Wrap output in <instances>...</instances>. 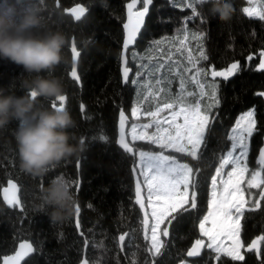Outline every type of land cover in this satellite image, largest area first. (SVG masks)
I'll use <instances>...</instances> for the list:
<instances>
[{
  "label": "trees",
  "instance_id": "16d2710c",
  "mask_svg": "<svg viewBox=\"0 0 264 264\" xmlns=\"http://www.w3.org/2000/svg\"><path fill=\"white\" fill-rule=\"evenodd\" d=\"M128 1L105 0L102 6L101 0H45L51 10L53 26L73 40L63 49L67 63H61L52 73L63 79L65 101L37 98V106L51 109L54 105L64 104L77 121V127L69 131L83 140V151L79 157L61 162L45 177L34 178L20 168L14 136L17 122L0 130V190L8 179L15 180L20 187L22 207L21 210L16 206L6 207L0 194V264L2 257L12 254L22 241L32 243L36 251L21 264H84L85 260L88 264H131L133 260L144 264L153 260L146 251L148 241L142 230V210L135 203V185L137 179L141 180L135 152L156 149V146L127 137L133 151L126 152L116 142L117 123L122 111L128 117L127 125L133 121L130 110L135 95L144 101L145 110L154 109L155 99H144L152 90L147 85L156 87L153 73L156 78L164 77L172 94L180 91L179 83L183 80L186 90L194 91L195 98L200 97L201 90L193 81L195 69L187 71L192 67L187 60L188 51L183 48L181 52L176 51L180 47L179 39L185 33L188 35L187 47L199 60L196 67H203L210 73L211 70H226L231 63L239 62L240 71L228 80L215 78L219 105L211 109L214 134L202 146L198 207L183 212L173 221L169 227L170 235L164 238L162 255L154 261L155 264H180L184 260L192 264H233L228 258L218 262L208 248L195 258L189 259L186 254L196 239H203L199 221L207 211L211 176L229 149V132L239 113L251 107L255 112L256 129L249 141L250 169L256 167L259 150L264 145V95H261L264 93V69L259 68L258 54V51H264V21L243 12L246 0H229L234 12L226 22L212 16L207 3L196 5L200 15L193 18L191 9L185 7L190 0H154L145 27L135 47L127 54V65L132 74L129 82L122 85L119 70L121 25ZM30 2L34 0H0V14L19 12ZM74 4H82L88 9L80 21L64 13ZM194 35H201V39H194ZM156 40L163 43L157 47ZM72 45L81 53L77 62L79 83L70 77ZM200 46L208 56L207 61L199 58ZM162 61L165 68L156 71L153 66ZM21 74L27 76L22 66L0 60V87L6 88ZM196 79L208 83L212 77L209 74ZM133 80L137 83H132ZM16 94L25 92L17 91ZM210 102L204 97L203 103ZM102 136L105 139H101ZM58 176L72 182L80 208L79 215L76 213L63 225H53L48 215L33 210L40 202V189ZM245 216L242 239L247 245L264 234V216L259 211L246 212ZM125 233L129 235L121 249L119 236ZM244 264H261V259L254 252H246Z\"/></svg>",
  "mask_w": 264,
  "mask_h": 264
},
{
  "label": "snow or ice",
  "instance_id": "6c2138e0",
  "mask_svg": "<svg viewBox=\"0 0 264 264\" xmlns=\"http://www.w3.org/2000/svg\"><path fill=\"white\" fill-rule=\"evenodd\" d=\"M175 2V0H174ZM255 0H249L254 3ZM204 0H190L185 7L191 9L193 18L200 15L196 5H202ZM140 5L137 9V5ZM154 0H131L127 4L128 20L123 24L125 38L123 48L129 49L130 45L137 42V37L141 34L146 24V17L149 15L150 6ZM76 21H80L88 9L80 4L69 9ZM243 12L248 17H258L264 21V9L258 10L255 7H245ZM194 39L200 40L201 35H194ZM188 35L185 33L179 39L181 49L188 51V63L192 65L187 71L195 69L194 83L201 90L200 97H196L194 91H188L183 80L179 83L180 91L172 94L169 84L164 77H155L156 87L152 84L147 85L152 89L144 99L154 98L156 103L153 108L141 110L139 106L133 107L131 114L135 120H140L141 116L151 118V122L140 125H131V136L133 141H146L149 145L156 146V149L141 150L138 152L139 176L142 181L137 179L135 185V203L144 211L141 221L144 239L148 241L146 251L153 257L152 261H145L144 264H155L154 258L162 255L165 248L164 238L170 235L169 227L174 220L183 212L195 210L198 207L200 161L202 158V146L206 144V139L214 134L211 124L214 120L213 107L219 105L217 96L218 85L215 78L222 77L228 80L240 71L239 62H233L222 71L211 70L210 73L203 67H196L199 63L196 57L191 54V49L187 47ZM155 45L159 47L163 41L156 40ZM73 58L79 57L81 53L77 51L75 45L71 48ZM260 69H264V52H261ZM200 60L207 61L208 56L200 46ZM249 60L252 57L248 58ZM168 70H171V57L167 58ZM128 63L127 60L124 61ZM156 71L165 68V62H159L153 66ZM131 69L127 66L123 68L125 81L128 80ZM210 74L212 80L208 83L201 82L196 77H206ZM74 80H79L77 69L73 67L70 73ZM132 83H137L133 80ZM163 87H159V85ZM210 90V91H209ZM264 95V93H261ZM204 97L210 99V103H203ZM66 97H61L59 101H65ZM83 110V106H82ZM128 117L120 112V140L119 143L126 152H132V148L125 140V123ZM182 121V122H180ZM166 125V126H165ZM149 129L154 131L149 132ZM256 129L254 110L243 114L231 130L229 140L231 141L230 150L219 160L215 167V174L211 176V200L208 202V212L199 221V230L204 239H196L190 250L187 251L188 257H198L204 248L211 249L216 255L215 259L219 262L228 258L233 264H244L246 252H254L264 264V234L252 239L249 244H245L242 239L243 223L247 217L246 212H261L264 216V148L259 150V158L255 162L256 167L250 169L248 155L250 150V138ZM105 139V137H101ZM195 161L196 163H193ZM122 163V162H121ZM120 165L118 164L117 167ZM227 169V171H226ZM226 176V179L224 177ZM146 189V195H145ZM258 191L253 192L251 190ZM106 190V189H105ZM17 185L10 183L4 189V200L9 206L19 205L20 200L16 196ZM91 207V205H89ZM150 209V213L148 211ZM77 215L80 208L77 206ZM125 233L119 236L121 249L124 247ZM226 237L230 243L226 244L222 238ZM32 243L24 242L19 245V250L15 255L4 258L3 264H21V261L34 253ZM84 264H88L85 260ZM131 264H138L133 260ZM184 264V262H182Z\"/></svg>",
  "mask_w": 264,
  "mask_h": 264
},
{
  "label": "clouds",
  "instance_id": "9594fccd",
  "mask_svg": "<svg viewBox=\"0 0 264 264\" xmlns=\"http://www.w3.org/2000/svg\"><path fill=\"white\" fill-rule=\"evenodd\" d=\"M104 2L101 0L102 6ZM204 3L221 21L232 18L234 9L229 0ZM72 40L53 26L45 0H34L10 15L0 14V60L22 66L27 74L13 78L6 88L0 87V130L17 122L14 136L20 168L34 178L45 177L61 162L79 157L83 151V140L69 131L77 127V121L64 104L51 109L37 106V98L59 101L65 96L63 79L52 73L58 65L67 63L63 49ZM45 72L47 76L41 75ZM17 91L25 94L17 95ZM38 199L33 210L48 215L53 225L67 224L77 212L72 182L62 176L42 187Z\"/></svg>",
  "mask_w": 264,
  "mask_h": 264
},
{
  "label": "water",
  "instance_id": "95a60500",
  "mask_svg": "<svg viewBox=\"0 0 264 264\" xmlns=\"http://www.w3.org/2000/svg\"><path fill=\"white\" fill-rule=\"evenodd\" d=\"M130 2H131V0L128 1V2L125 4L124 20H123L122 25H121V27H122V41H121V47H120V67H119V70H120V76H121V82H122V85L127 84V83L129 82L130 78H131L132 70L129 72L128 80L125 81V79H124V76H123V68H124L125 66L129 67L127 64L124 63V61L127 60V54H128V52H129V50L132 49V48H134L135 45H136V43L133 44V45H130V46H129V49H127V50H125V49L123 48V40H124V38H125V31H124V29H123V24H124V23H127V20H128V9H127V4L130 3ZM76 5H77V4H74V5L70 6V7H68L67 9H65V11H64L65 14L71 15V17H72L74 20H75L74 16H73L72 13H71L70 11H68V10L71 9V8H73V7H75ZM80 5H82V4H80ZM82 6H84V5H82ZM84 7H85V6H84ZM139 7H140V6H139ZM139 7H138V5H137V9H136V10H138ZM145 19H147V17H146ZM75 21H76V20H75ZM139 35H140V34H139ZM139 35H138V37H139ZM138 37H137V39H138ZM72 46H73V45H72ZM71 48H72V47H71ZM77 51H78V50H77ZM261 52H264V51H262V50L258 51V54H259V64H260V61H261V59H262V57H261V55H260ZM71 54H72V51H71ZM78 59H79V57H76V58L74 59V58H73V54H72V68L75 67V68L77 69V62H78ZM72 68H71V69H72ZM129 68H130V67H129ZM130 69H131V68H130ZM70 73H71V71H70ZM77 74H78V72H77ZM70 77H71V75H70ZM71 78H72V77H71ZM72 79H73V78H72ZM76 81H77V80H76ZM77 82L79 83V80H78ZM119 140H120V116H119V118H118V123H117V137H116V142H117L118 146L122 148V146H121L120 143H119ZM125 140H126V142H128V138H127V123H125ZM129 146L131 147V145H129ZM131 148H132V147H131ZM122 149H123V148H122ZM132 151H133V150H132ZM10 183H15V184L17 185L16 196H17V198L20 200V204H19V205H12V206H9V205L7 204V202L4 200V196H5L4 189H5V188H8ZM0 194H1V199H2V201H3V203H4V205H5L6 207H8V208H13L14 206H16L19 210H21L22 207H21L20 187H19L18 183H17L15 180H13V179H8V180L5 182V184L2 186V188H1V190H0ZM142 214H143V216H144V211H143V210H142ZM24 242H25V241L20 242V243L17 245L16 250H15L12 254H9V255H6V256H3L2 259H1V264H3V261H4V258H5V257L15 255V252L19 250V245H20L21 243H24ZM194 242H195V241H194ZM194 242H193V244H194ZM193 244H192V245H193ZM192 245H191V247H192ZM191 247H190V248H191ZM190 248H189L188 250H190ZM186 256H187V254H186ZM187 258L191 259V258H195V257H188V256H187ZM23 261H24V260H23ZM23 261H21V263H22Z\"/></svg>",
  "mask_w": 264,
  "mask_h": 264
},
{
  "label": "rangeland",
  "instance_id": "374dc122",
  "mask_svg": "<svg viewBox=\"0 0 264 264\" xmlns=\"http://www.w3.org/2000/svg\"><path fill=\"white\" fill-rule=\"evenodd\" d=\"M246 1H247V5H245L244 8H245V7H250V8H251V7H255V8L258 9V10L264 9V0H255V2H254V3H251V4L249 3V0H246ZM254 17H256V16H254ZM144 105H145L144 101H143L141 98H137L136 95H135L132 108H133V107H136V106H139V107L141 108V110L143 111V110H145ZM132 108H131V110H130V114H131ZM250 110H254V109H253L252 107H251V108H248V109H246L245 111H243V112H241V113H239V114L237 115V117H236V119H235L233 125L231 126V129H230V132H229V136L232 134V133H231V130H232L233 127H235V125H236V121H237V120H238L243 114H245L246 112H248V111H250ZM131 117H132V114H131ZM132 119H133V121L127 125V137H128L131 141H133V140H132V136H131V125H132L133 123L137 124V126H138V127H137V130L140 131V130H141V129H140V125H142L143 123L151 122V118L144 117L143 115L141 116V119L138 120V121L135 120L134 117H132ZM180 122H182V121H180ZM165 126H166V125H165ZM148 131H149V132H152V131H154V129H149ZM230 145H231V141H230ZM262 148H264V145H263ZM228 150H230V146H229V149H228ZM228 150H227V151H228ZM139 151H141V150H137V151L135 152V154H136V163H137V167H138V169H139V163H138V159H139V158H138V152H139ZM226 153H227V152H226ZM226 153H225V155H226ZM226 171H227V169H226ZM142 179H143V177H141V181H142ZM224 179H226V176L224 177ZM211 192H212V186H211V188H210L208 202L211 200ZM145 195H146V189H145ZM148 211H149V213H150L151 210L148 209ZM207 212H208V207H207V211H206L205 215H207ZM199 233H200V230H199ZM200 235H201V234H200ZM203 239H204L205 243L208 242L207 237H203ZM222 240H223V242L226 243V244L230 243V241H228L226 237L222 238ZM210 250H211V249H210ZM211 251H212V250H211ZM212 252H213V251H212ZM213 253H214V252H213ZM214 254H215V253H214ZM215 255H216V254H215ZM182 262H184V264H192V263H190V262H188V261H186V260H184V261H182ZM182 262H181L180 264H182Z\"/></svg>",
  "mask_w": 264,
  "mask_h": 264
}]
</instances>
